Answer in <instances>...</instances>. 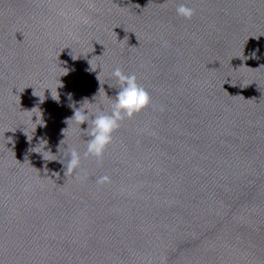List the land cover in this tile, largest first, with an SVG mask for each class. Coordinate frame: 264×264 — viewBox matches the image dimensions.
Masks as SVG:
<instances>
[{
	"label": "water",
	"instance_id": "95a60500",
	"mask_svg": "<svg viewBox=\"0 0 264 264\" xmlns=\"http://www.w3.org/2000/svg\"><path fill=\"white\" fill-rule=\"evenodd\" d=\"M116 68L151 103L85 156ZM0 264H264V0H0Z\"/></svg>",
	"mask_w": 264,
	"mask_h": 264
},
{
	"label": "clouds",
	"instance_id": "9594fccd",
	"mask_svg": "<svg viewBox=\"0 0 264 264\" xmlns=\"http://www.w3.org/2000/svg\"><path fill=\"white\" fill-rule=\"evenodd\" d=\"M176 13L178 16H182L185 19H190L194 14V11L193 9L187 7L184 3H180L176 8ZM250 55L252 57H255L256 52L253 51L252 53H250ZM112 76L116 80L117 90L115 92L114 102L111 104L110 114H104L103 112L99 114H92L90 109L84 108L83 110H81L80 107L79 109L74 111V115L71 119L65 121L68 125L66 129L71 127V125L69 124V120L74 121L79 126L87 122L88 127L84 130L81 129L89 137L87 140L86 152L84 153L85 156L91 155L98 159L102 157L107 146L112 142L113 133L119 128L120 122L124 118H133L136 114L147 108L151 103V97L149 93L143 86L138 84L135 74H124L119 68H116L112 72ZM109 87H112V85L109 84ZM50 95L53 100L59 103V98H55L52 91ZM65 96L66 100L69 102V106L71 107L72 94L66 93ZM89 117L91 118L89 119ZM38 119L39 117H37V120ZM65 130H62V133L66 139ZM60 148L61 145L58 146V153H60ZM43 151H49L46 150V144L43 146ZM36 153H40L45 161H56L61 163L64 166L65 171L68 173H71L74 170L78 169L80 165L79 153L74 148H71L68 145L65 148L64 154L66 160L65 158L47 160L45 159L42 152ZM51 154L53 156L56 155L52 152ZM106 180L107 177H100L97 180V183H102Z\"/></svg>",
	"mask_w": 264,
	"mask_h": 264
}]
</instances>
